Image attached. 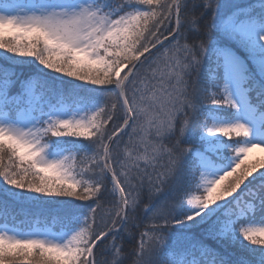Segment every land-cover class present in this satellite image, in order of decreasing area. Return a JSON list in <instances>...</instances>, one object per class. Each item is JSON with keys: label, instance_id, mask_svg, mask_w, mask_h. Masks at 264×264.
I'll list each match as a JSON object with an SVG mask.
<instances>
[{"label": "snow or ice", "instance_id": "6c2138e0", "mask_svg": "<svg viewBox=\"0 0 264 264\" xmlns=\"http://www.w3.org/2000/svg\"><path fill=\"white\" fill-rule=\"evenodd\" d=\"M258 3L255 16L253 5L232 10L259 21L247 29L256 53L247 115L264 121V0ZM221 7L220 0H0V264H126L124 236L142 216L152 222V242L141 233L131 264H145L149 254L157 264H254L249 252L261 253L264 264V247L250 246H264V227L237 231L239 221L221 216L239 205L242 186L264 211V183H245L264 176V156L250 159L264 143L250 140L240 119L205 117L206 108L241 111L229 57L214 35ZM221 70L224 80L214 79ZM74 82L91 85L99 99ZM198 133L232 141L229 167L209 173L215 145ZM66 137L72 141L62 143ZM145 188L167 195L140 214ZM28 194L79 201L85 211L70 214L60 201L52 207ZM17 213L25 223L50 217L59 231L22 232L9 225ZM175 226L200 236L173 234ZM177 242L182 253L169 255Z\"/></svg>", "mask_w": 264, "mask_h": 264}, {"label": "trees", "instance_id": "16d2710c", "mask_svg": "<svg viewBox=\"0 0 264 264\" xmlns=\"http://www.w3.org/2000/svg\"><path fill=\"white\" fill-rule=\"evenodd\" d=\"M220 3L222 7L219 9L218 15H217V23L219 25L220 30L214 31V35L217 37H220V39L218 40V43H219V46L225 51V53H231L234 55L238 54V56L241 55L246 60L248 68L245 71V77H246L245 85L247 87L248 84L250 83L247 73L249 72V70L252 69V64L254 62L252 57H254L256 53L254 52V50L250 48V45L248 44L246 40L241 41L237 38H232V37L227 36L225 26L231 20L244 19L243 14L233 13L232 6L234 5H241V6L253 5L254 9H249L248 14H252L253 16H255V13H258L260 11L262 5L258 3V0H220ZM230 13H233V14L230 15ZM208 15L209 13H205V18H207ZM177 55H180V54H177ZM205 63L207 65L208 62L206 61ZM28 75H30V73L27 71V69H25V76L27 77ZM214 79L223 81L224 80L223 70L217 73ZM36 80L37 78L33 75L32 82L35 83ZM200 82L202 84H205L206 86L211 83V81L208 79L205 72L203 71L201 72V75H200ZM153 83L155 82L153 81ZM72 86L78 89L81 92V94L89 95L93 97L94 99H99V93L95 92L91 85H80V82H74ZM16 91H17L16 88H12L13 93H15ZM53 104H56L55 100H53ZM57 105L59 104H56V106ZM204 112H205V117L207 119H209L210 117L228 118L233 115V111L229 109H207L206 108L204 109ZM208 112L210 115L208 114ZM198 135H199L201 143L206 144L205 137L199 133ZM231 139L238 140V139H243V137H236L235 135H231ZM71 141H72V138L66 137V138H63L62 143L67 144ZM80 143H84V142H80ZM226 144L228 147L231 148L232 141H227V140H224L223 138L222 139L216 138L214 142L215 153H214V158H212L215 162H219V163L225 162L229 158L227 155L229 153V150L226 148ZM254 178L255 179L251 183H246L248 185V188L255 189L258 185H260L261 183H264V176L258 175ZM244 191H247V190H244L242 186V192H239L238 190V193L234 194V195L241 197L239 205H237L236 201H233L231 205H228L224 209L221 210L222 217H225V218L230 217L233 221H239V223L237 224V231L239 230V228H242V227L248 228L247 225L249 223L262 219L264 217V211L258 212L253 204L252 199L242 194ZM165 195H167V193L161 194L155 191H153L152 193H149L148 189L145 188V190L143 191L141 195V203H140V208H139L140 214L143 213L145 205L147 204H152L153 206L158 205L164 199ZM28 196L32 199H38L44 202V204L50 205L52 207H59L60 204H58L57 202L60 201L63 204L65 210L68 211L70 214L79 213L80 215H83V212L85 211L82 205V202H79V201H67L62 198L35 197L34 194H28ZM150 196H151V200H150ZM186 199L187 198H185V201ZM228 199L231 200L232 198L228 197ZM250 205L252 206L250 207ZM105 210H107V206H105ZM183 210H184V206L182 205L179 211L182 213ZM141 218L143 221L141 224V227L139 229L133 228L131 235L125 234L124 236L123 247H124L125 253H127L126 257H124L126 264H131V261L133 259V256L131 254V249L138 247L140 239H141V233L146 234L144 236L146 245L151 244L152 242L153 234L149 231V227L151 226L152 222L147 220L143 216ZM24 221H25V216L20 213H17L15 218H12V217L9 218V222H13L12 224H17L20 226H24V225L25 226L26 225L48 226V227H53L54 230L59 231V226H53L51 223L50 217L48 218L46 223L43 217L33 218L26 223ZM3 223H4L3 218L0 217V225ZM172 232L173 234H176L179 232H187L189 235H196L197 238H199L200 236V231L198 229H193V228L184 229V228H181L180 226L173 227ZM205 243H207L210 247H215V244L212 240H206ZM245 243H249V242H245ZM255 246H259V245H255ZM172 251H175L177 255L179 256L183 251V243L177 242V245L175 246V248L169 251V255L172 254ZM248 254L250 255L254 264H258L259 260L261 259L259 256V252L258 253L249 252ZM158 259L160 258L157 257L155 254H149L145 258V264H157Z\"/></svg>", "mask_w": 264, "mask_h": 264}, {"label": "rangeland", "instance_id": "374dc122", "mask_svg": "<svg viewBox=\"0 0 264 264\" xmlns=\"http://www.w3.org/2000/svg\"><path fill=\"white\" fill-rule=\"evenodd\" d=\"M258 23L254 18L253 19H241V20H231L227 23L225 26L226 34L229 37L232 38H237L241 41L246 40L248 44L250 45V48L253 50V47L251 46V41L250 37L248 35L247 29L250 27V25ZM230 63L228 65V72H227V77L230 83V89L232 91V94L234 98L239 102L241 105V111L236 112L235 116L231 119H217V118H212L210 117L209 120H211L214 123H224V122H230L232 119H240L250 126V137L249 139L252 141H258L261 143H264V129H263V123L264 121L260 120H252L248 118L247 115V104H248V95H247V89L243 85L244 83V78L245 77V71L247 70V62L244 59L243 56H238V54L234 55H228ZM209 114V112H208ZM210 115V114H209ZM231 135H235V133H232ZM216 138L222 139V137H205V143H214ZM226 148L229 150L230 147L227 146ZM229 159L227 163L222 164V163H215L212 160L211 166L207 169L210 174H213L217 171L223 170L226 167H229L231 165L232 161V156L230 155V152L227 154ZM264 156V153H261L259 151L254 152L250 155V159H256L258 157ZM48 175H51V173H48ZM260 175L259 173H254V177ZM250 177V181L252 182L255 178ZM228 180H231V177L228 178ZM228 180L225 181V183L228 182ZM245 183H249L248 181H245ZM199 194V193H197ZM228 199V198H227ZM223 203V202H222ZM259 227H264V223H255L250 225L248 228L252 229H257ZM255 238L260 239L261 237L259 236L258 232L254 233ZM250 245V242L248 243ZM254 247L255 245H250ZM257 248L259 247H264L262 245L255 246ZM258 253V252H255ZM260 258L261 253H259Z\"/></svg>", "mask_w": 264, "mask_h": 264}]
</instances>
